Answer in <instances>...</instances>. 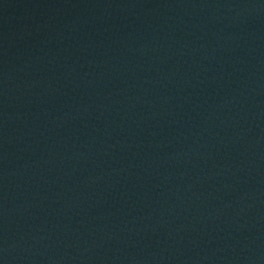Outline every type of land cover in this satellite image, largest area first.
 I'll use <instances>...</instances> for the list:
<instances>
[{
    "label": "water",
    "instance_id": "obj_1",
    "mask_svg": "<svg viewBox=\"0 0 264 264\" xmlns=\"http://www.w3.org/2000/svg\"><path fill=\"white\" fill-rule=\"evenodd\" d=\"M0 264H264V0H0Z\"/></svg>",
    "mask_w": 264,
    "mask_h": 264
}]
</instances>
